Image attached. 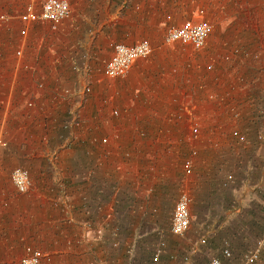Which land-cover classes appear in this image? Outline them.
<instances>
[{"label": "crops", "instance_id": "crops-1", "mask_svg": "<svg viewBox=\"0 0 264 264\" xmlns=\"http://www.w3.org/2000/svg\"><path fill=\"white\" fill-rule=\"evenodd\" d=\"M41 1L0 0V197L17 195L8 186L13 168L31 179L22 205L1 211L11 224L0 225V264H19L24 245L49 255L39 264H123L130 248L132 264H150L138 253L140 231L156 230L154 217L180 181L174 159L193 147L191 121L201 136L193 167L201 160L203 173L185 190L188 230L198 233L185 243L188 254L216 244L220 264H240L243 248L257 245L254 209L264 200V0H66L69 16L56 30L35 21L19 36L22 5ZM201 8L211 31L199 50L163 43L167 26ZM142 39L147 57L122 78L102 75L113 43ZM238 46L236 59L220 60ZM234 129L245 133L242 148ZM221 167L231 175L225 188ZM168 248L162 256L171 262ZM182 264L191 262L184 256ZM253 264H264V247Z\"/></svg>", "mask_w": 264, "mask_h": 264}, {"label": "built area", "instance_id": "built-area-1", "mask_svg": "<svg viewBox=\"0 0 264 264\" xmlns=\"http://www.w3.org/2000/svg\"><path fill=\"white\" fill-rule=\"evenodd\" d=\"M68 2L66 0H42L38 9H35L32 2H26L22 5V11L19 14L20 21L24 24L18 30L19 36H24L26 33L27 24L35 21H42L47 24L49 30H56L58 24L69 16ZM204 8L198 9L195 19H186L178 25H169L166 27L163 43L164 44H179L181 47L189 48L191 51L199 50L204 42L209 32L211 31V25L209 22L204 20L202 16L205 11ZM152 51V48L147 40H139L135 44L129 46L124 43L115 42L111 46V54L109 58L104 62L102 68V75L108 78H122L126 75L129 68H131V63L136 59L147 57ZM239 48H233L226 55L222 56L223 61H230L231 59H236L239 56ZM15 56L20 55V50L16 49ZM220 59V60H221ZM214 62H208L206 70H212L214 68ZM86 69V68H85ZM90 94V88L88 85H84L80 90V97L85 100ZM28 106L31 103H27ZM112 115H116V110H111ZM77 124V120L64 122L61 128L70 129ZM188 135V141L190 143L195 142L199 135L200 126L197 122L191 121ZM236 138L239 141L245 139L244 134L236 133ZM257 139L261 140L262 135L258 134ZM107 137H103L99 140L100 143H106ZM5 142L0 140V146H5ZM195 156V150L190 149L188 155H186L181 162V167L184 174L189 175L193 168V158ZM231 180V175L227 174L221 185L226 186L227 182ZM9 183L13 191L19 195L28 192L31 185V179L29 177L27 169L23 167H15L9 172ZM189 204L190 197L186 191H182L178 194L171 211L169 218L168 232L170 235L179 237L187 232L190 222L189 214ZM262 211L264 213V200H262ZM205 240L203 238L199 239V244H203ZM256 247L253 250L244 252L241 257L240 264H253L258 260L259 251L264 247V221L260 231L259 238L256 242ZM165 242L158 239L155 247H153L150 256V264H158L161 256L163 255ZM224 257L229 258L230 252L228 247H224L221 250ZM133 250L130 248L127 250V256L123 261V264H132L131 258ZM49 255L45 254L42 250L29 246H23V253L20 256L19 264H39L42 260H48ZM209 264H220L218 258L211 257Z\"/></svg>", "mask_w": 264, "mask_h": 264}, {"label": "rangeland", "instance_id": "rangeland-1", "mask_svg": "<svg viewBox=\"0 0 264 264\" xmlns=\"http://www.w3.org/2000/svg\"><path fill=\"white\" fill-rule=\"evenodd\" d=\"M242 12H240V16H242L241 14ZM238 41H240V39H238ZM263 44V42H262ZM260 46V45H259ZM239 48V46L237 47ZM190 53L189 54H192L193 55V52L195 51H191L189 48H187ZM246 49V48H245ZM191 55V57H192ZM221 61H223L221 59ZM193 64V63H192ZM217 65V64H216ZM194 68H198V64H197V61L194 62L193 64ZM216 67V66H215ZM192 69L191 71H194L195 69ZM223 68V66H222ZM264 93V92H263ZM237 131V133L239 132V129H234ZM242 130V129H241ZM242 133V132H241ZM242 134H245V133H242ZM200 135L198 137V139L193 142V148L195 150V156L197 158V155H199V151H198V148H197V144L200 140ZM236 138V135L233 134L232 138ZM263 137V136H262ZM233 138V140H235ZM236 144L235 145H239L238 147H243V143H244V140L243 141H239L235 140ZM246 142V141H245ZM242 153H245V151H241ZM240 152V153H241ZM183 155H188V149L187 151H180L178 152V154L176 155L175 159H174V172H175V176H179L180 177V181L179 182H176V183H173L169 190V198L168 199H164L163 200V209H162V212L156 217H154L155 221H157V226H156V230L154 231H146V230H143V231H140V233H142V235L139 237V241H140V246L139 247V255L141 257V259H144V260H147V257L150 255L153 247H155V244L157 242L158 239H161L165 242V246L169 247L170 248V252L173 250L174 252V255H175V258H173V260L171 262H169V260H166V258H161V261L159 262V264H182L183 263V257L186 256L188 257V259L190 260L191 264H208V260L209 258L212 257L213 253H212V250L214 247L215 248H218L219 245H216V244H210V245H207V246H203V247H200L198 249V252H200L199 254H197L196 256H192V255H189L188 253L190 252V249L188 246L185 245V243L188 241L187 239L189 238H192L193 240L198 238V233L196 232H193L191 230H188L187 232H185L182 236H179V237H175V236H172L169 234L168 232V228H167V224L169 223L168 220H169V216L171 214V211H172V207H173V204L178 196V194L182 191H187V187H189V185H187L189 179L191 177H193V175L197 174V173H203V163L202 161H198V163L193 167L191 173L188 175V177L186 176V174L183 173L182 169H181V166H180V162H181V157ZM198 160V159H196ZM171 169V168H170ZM219 171V172H218ZM218 171H217V175L220 176V178L224 177L225 175L229 174L230 171H229V168L228 167H221V168H218ZM221 178V179H222ZM162 178L160 177V180ZM7 186V185H6ZM10 187V185H8ZM160 186H162V184H160ZM223 186V185H222ZM163 187V186H162ZM224 188L225 187H228V186H223ZM3 189H7V194L8 193V188H5V186L2 187ZM11 188V187H10ZM9 188V189H10ZM12 189V188H11ZM13 191V189H12ZM188 193V192H187ZM16 194V193H15ZM259 194V192H258ZM256 194V195H258ZM188 195L190 196V194L188 193ZM172 196H174L172 198ZM23 196H21V194L18 195H14L13 196H7V195H3L0 197V225L4 224V223H7V225L10 223L11 224V217H7V215H3L1 213L2 210H4L5 208H11V207H14V208H19V206L22 205L23 203ZM198 205L197 203L192 205V209L190 211L191 213V216L194 220V222H197L198 221V217H199V211H198ZM261 207V204L260 202H257L255 203V209H254V214H255V229H254V238H255V241H257L258 237H259V234H260V229H261V226H262V217H263V211L262 209H260ZM17 218H21V216L19 217H16L15 219ZM9 221V222H7ZM11 234H13L12 232H10ZM21 233V232H19ZM168 248V249H169ZM238 250H240V248H237ZM42 250V249H40ZM250 250V248H243V252H246ZM242 253V252H241ZM165 257V256H164ZM190 257V258H189Z\"/></svg>", "mask_w": 264, "mask_h": 264}, {"label": "trees", "instance_id": "trees-1", "mask_svg": "<svg viewBox=\"0 0 264 264\" xmlns=\"http://www.w3.org/2000/svg\"><path fill=\"white\" fill-rule=\"evenodd\" d=\"M260 204H261V207H260V209H262V202H260ZM263 213V212H262ZM262 222L264 221V213H263V217H262Z\"/></svg>", "mask_w": 264, "mask_h": 264}]
</instances>
